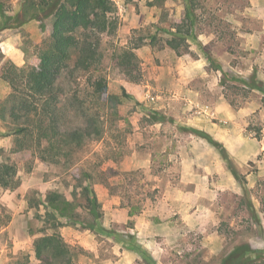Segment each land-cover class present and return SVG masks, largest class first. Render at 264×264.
Masks as SVG:
<instances>
[{
    "label": "rangeland",
    "instance_id": "rangeland-1",
    "mask_svg": "<svg viewBox=\"0 0 264 264\" xmlns=\"http://www.w3.org/2000/svg\"><path fill=\"white\" fill-rule=\"evenodd\" d=\"M22 1L7 0L6 13L15 16ZM113 2L118 24L101 35L100 46L105 91L91 97L83 74L72 78L64 71L57 81L64 128L95 110L102 119V136L78 150L80 160L65 168L33 149L16 150L12 125L0 119V162L16 166L14 186H0V264H38L33 241L54 229L79 264H110L125 253L137 256L136 263L221 264L239 246L248 247L240 264H264V90L248 87L258 82L264 88V1L194 0L196 40L187 39L181 55L166 40L186 21L187 0ZM11 23L2 28L0 18V73L8 62L37 64L52 18ZM125 49L136 57L128 68L120 63ZM192 88L199 95L189 93ZM11 91L0 77V102ZM249 124L262 129L260 139ZM195 129L223 146L220 137L226 140L238 178ZM236 148L242 159L235 158ZM182 158L191 162L186 177ZM87 174L108 233L83 227L92 220L80 205ZM53 190L74 200L73 214L43 223L46 208L39 202ZM129 205L136 214L129 215Z\"/></svg>",
    "mask_w": 264,
    "mask_h": 264
},
{
    "label": "trees",
    "instance_id": "trees-1",
    "mask_svg": "<svg viewBox=\"0 0 264 264\" xmlns=\"http://www.w3.org/2000/svg\"><path fill=\"white\" fill-rule=\"evenodd\" d=\"M187 2L189 9L186 21L176 23L173 36L166 40V44L174 49L177 55L188 52L187 39L196 40L195 32L192 31V23L195 21L192 15L194 0ZM7 9V0H0L2 28L12 27L13 20L16 25H21L30 19L47 17L52 18V25L49 39L38 49L36 65L16 66L8 62L2 67L0 77L8 82L12 91L0 102V119L12 125L9 130L15 137L16 150L33 149L43 161L63 163V166L68 168L80 160L77 152L87 141L97 140L102 136L103 123L99 111L95 110L83 123L64 128L57 81L64 75V71L72 78L83 74L91 97L99 98L105 91L106 78L99 68L102 60L101 35L111 33L117 27V17L114 15L116 5L113 0H23L21 10L15 16L7 14ZM153 38L152 36L151 40ZM204 53L211 63L210 54L206 50ZM120 58V63L127 68L136 59L131 49L123 50ZM218 69L224 79H230L221 66H218ZM242 83L248 86L244 81ZM257 83L248 87L263 91L262 83ZM247 130L254 131L255 136L261 138V128H252L249 124ZM193 131L204 135L210 143L217 146L232 174L238 178V172L224 146L206 133L203 134L197 129ZM15 173L14 162H0V186L13 187ZM86 176L89 181L81 186L80 192L85 202L80 205L88 209L92 220L83 227L95 229L97 225V230L108 233V229L100 223V205L91 186L89 174ZM73 202L74 200H68L58 191H48L45 198L39 202L46 208L47 218L42 222L47 223L58 217H72ZM134 207L129 205V215L137 213L138 209L134 210ZM57 224L63 225L61 222ZM33 246L38 264H79L75 261V250L56 229L36 237ZM247 249L246 246L234 248L221 264H240Z\"/></svg>",
    "mask_w": 264,
    "mask_h": 264
},
{
    "label": "crops",
    "instance_id": "crops-1",
    "mask_svg": "<svg viewBox=\"0 0 264 264\" xmlns=\"http://www.w3.org/2000/svg\"><path fill=\"white\" fill-rule=\"evenodd\" d=\"M259 1H264V0H251V3L256 5ZM204 65H206V64H204ZM188 91H189V93L191 92L192 95H199V91L194 89V88H192V89H190ZM192 95H190V96H192ZM188 97H189V95H188ZM188 100L194 101L195 99H194V97H189ZM220 102H221V106L225 105V102H223L222 100L218 101V104H220ZM226 111H227V109H226ZM227 112H229V111H227ZM232 114H233V112H230L228 114V116H231ZM220 139H222L221 141H223L224 147H226V148H228L230 150H233V148L229 144L227 145V142H226L225 139H223V137H220ZM259 149H261V147H259ZM208 152L210 153L209 150H208ZM234 156H235V158L242 159L244 157V153L238 151V148H236ZM192 162L194 163V160H192ZM190 163L191 162H190L189 158H185V159L182 158L181 169H182V174L184 175V177H186V173H188L187 168L189 167ZM205 166H206V164H203V167H205ZM183 180H184V178H183ZM123 255L124 256H121L120 258L116 259L115 261L110 262V264H146L143 261H140L139 263H136L135 259L137 258V256H135V255L133 256L130 253H125ZM152 258H153V256H152Z\"/></svg>",
    "mask_w": 264,
    "mask_h": 264
}]
</instances>
